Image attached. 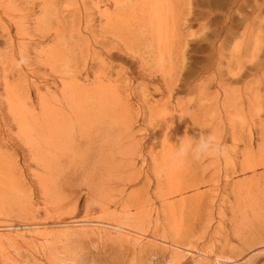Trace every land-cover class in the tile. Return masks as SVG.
Returning a JSON list of instances; mask_svg holds the SVG:
<instances>
[{"label":"rangeland","instance_id":"1","mask_svg":"<svg viewBox=\"0 0 264 264\" xmlns=\"http://www.w3.org/2000/svg\"><path fill=\"white\" fill-rule=\"evenodd\" d=\"M6 2L10 3L11 8L0 6V174L3 172L9 175L7 178L12 183H8L10 188L8 187L7 196L14 203L11 207L5 204V207L1 208L4 213L9 214L5 218L0 217V234L3 232L13 233L15 230L25 231L24 228L31 227L35 228L34 230L45 228L41 224L26 227L24 219L21 218L25 207L34 210L37 215L56 212L45 204L42 197L44 194L40 191L36 179L38 175L36 173L39 170V166H36L38 165L37 158L33 157L34 155L30 151L33 150L32 146L20 139L24 137H20L21 131L18 130L17 119L14 120L15 118L8 110L4 88L6 82H9L7 83L9 85L21 82L20 96L29 97L36 111L40 112L38 93L46 92L47 83L51 85L53 93L60 88L57 87L59 81L56 84L54 82V79L57 80V76L54 78L50 74V72L56 73L57 70L51 71V66L48 64L50 59L47 57L48 50L53 47L52 45H57V42L53 40L55 33L61 34L59 36L62 39L58 40L61 44H59L60 49L64 54H70L71 61L74 62L75 59L82 70L91 61V54L95 50L101 51L100 47L94 44V36H98V39L105 38V31L110 27L106 28L103 25L106 21L102 20L98 13L100 9L109 6L107 0H45V2L44 0H6ZM48 7L50 8L48 9ZM4 10L9 12L6 13ZM170 18L174 20L170 19V21L172 20L170 25L174 27L169 29V34H166V36L168 35L166 40L168 43L170 42L169 46L163 48L174 51L171 61L167 60L165 63V69H170V66L174 69V65H176L177 72H180L179 81H176L173 90L169 91L165 86L164 78L159 72L161 66L156 65V69L153 64L142 66L138 58L141 53L146 56L143 54L144 51L136 50L135 56L129 54L130 57L121 52V55L119 54L115 59L107 60V62H112L113 66L119 65L126 72V75L123 76L117 73V70H113L115 73L112 72L109 75L112 82L115 80L113 84L118 85L119 88L122 84L120 81L123 82L124 89L129 93L130 98H133L135 91V95L140 99L132 100L139 108L137 113L139 124L136 122L133 125V131L136 135L134 141L144 143L145 154L143 156L135 155L132 158L127 156L126 160H135L137 163L135 168L138 172H146L150 163L149 157L146 155L153 146V141L152 138H149L150 136L145 137L146 130L143 129L144 124L141 123L143 98L149 96L148 98L154 101L155 99L163 101L168 98L173 109L177 108L178 103L183 104L186 106L184 112L187 117L184 114L186 119L181 118L183 115L178 119L185 121L184 124L182 123L183 125L180 127V123H177L178 119L175 122L176 120L173 118L174 125L178 124L175 129L177 131L181 129V136L185 134L189 137L187 139L189 141L193 138L198 139V134L201 131L208 134L213 133L216 129L217 135L228 150L227 159L218 158L217 168L219 170H216L217 173L214 172L215 165L211 164L210 158L212 157L197 161V163H202L203 173L201 174L204 183L198 189L188 188L184 195L192 199L198 193H205L208 196V194L212 195L217 191L219 200L215 203L207 201L206 209H199L193 203H188L180 208V203H177V213L180 215L181 212L180 216H182L178 221L180 222L178 224L181 225L179 228L188 232L185 245L180 241L181 243L177 246H173L169 242L166 243L168 240H160L158 236L151 238L153 235L150 237V234L153 233L146 232L143 235L146 244L143 243L142 248L122 249V244L128 245L127 240L121 241V237L114 234L115 238L103 241L104 245L102 241H88L80 247L73 245L75 247L70 248L69 255L74 252L70 257L77 258L78 256L77 259H80L79 261L82 259L83 264H264V219L261 222L255 218L253 205L249 200L246 199L241 204H238L237 201V197L241 193L250 191L247 186L250 185L249 181L251 180L248 179L254 174L252 171L243 170L242 162H254L258 157H264V0H175L173 14ZM131 19L133 17L129 14L127 20ZM87 24L88 28L85 27ZM78 27L81 28L80 31ZM139 30L131 29L132 34L139 36L138 38L141 40L143 38L140 36L144 35L141 33L142 30ZM112 35L111 33L108 35L110 38H114L110 45H121L118 39ZM170 36L173 38L172 40ZM155 45V41L151 38L150 41L145 42V46L141 44V49L138 48V50L148 51L155 48ZM148 53L152 55V53ZM103 56L106 57L105 54ZM87 57L88 61H86ZM22 58L26 62L19 64ZM151 68L155 69V72L149 74ZM93 69L94 71H90L88 76L84 75L86 79L90 77L88 79L90 84L94 81V72L97 66ZM143 70L149 76H145ZM239 72L242 76L240 75L238 79L234 78L233 74ZM153 76L155 78L152 81ZM219 80L220 83H218ZM117 81H119L118 84ZM225 88L228 89L227 93H225ZM249 89L251 90L249 91ZM250 93L252 96H248V94L251 95ZM249 97L251 100H248ZM218 100L220 101L218 102ZM195 118L196 122H194ZM261 124H263L262 127ZM99 126L105 125L99 124ZM164 128L165 126L162 125L161 130H166ZM95 129L98 128L95 126ZM150 131L149 128L148 133ZM145 139L149 141L146 142ZM83 155L92 157L89 159L90 161L88 160L89 164L99 157L94 145L90 146V149L85 153L79 154V156ZM190 159L192 158H187L188 162ZM6 166H9V169H6ZM63 168H61L63 170L61 180L64 188L80 190L87 171L76 169L77 171L73 173ZM182 170L177 175H187V168L183 167ZM82 173L83 175H81ZM260 173H264V167L257 168L256 174ZM197 174L200 173L197 172ZM14 180H16L15 185ZM0 186V190L3 192L5 188L3 185ZM155 186L154 180H149L147 183L142 180L127 185L124 187V192L132 195L142 192L147 187H151L150 190L153 192ZM85 191L80 192L82 200L78 214L66 215L74 206V202L68 204L62 212L63 215L61 214L62 227L60 225L58 227H74L83 218L88 195ZM14 196L19 200H16ZM29 196L31 197L29 198ZM19 197L23 200L22 202ZM179 198L177 196L174 199L178 200ZM237 205H240L241 208L233 214V206ZM0 207L2 206L0 205ZM150 209L155 217L159 211L161 213L160 220L164 219L163 208L159 200L156 199L155 204L149 208L148 212L151 211ZM3 211L0 210V212ZM261 213L264 215L263 212ZM254 234L258 235L255 237ZM247 237H253L252 241L254 242L251 246L245 244ZM241 242H243L242 245ZM232 243L235 244L233 250L231 249ZM9 246H7L5 254L13 252V247ZM81 248L84 250L81 251ZM67 252L65 251L64 254ZM41 253L43 255H40L39 261L49 258L53 251L42 250ZM172 254H177V256L172 257L175 256ZM2 255L4 253L0 254V257ZM19 258L22 260V264H39L33 262L34 260H31L30 263L26 262L28 257L25 255Z\"/></svg>","mask_w":264,"mask_h":264},{"label":"bare ground","instance_id":"2","mask_svg":"<svg viewBox=\"0 0 264 264\" xmlns=\"http://www.w3.org/2000/svg\"><path fill=\"white\" fill-rule=\"evenodd\" d=\"M107 2L109 6L106 5L107 7L100 9L98 13L100 18L106 21L103 25L106 28L108 26L111 28L108 27L110 29H106L105 38L98 39V36H94V44L99 46L102 52L95 50L91 54V61L86 65V68L83 67L81 70L80 65L75 59L74 62L71 61L72 56L70 54H64L59 47L61 45L60 41H58L62 39L59 36L61 34L55 33L53 40L57 42V45L53 44L52 48H48L47 57L50 59L48 64L51 66V71L57 70L56 73L50 72V74L54 78L57 76V80L54 79V82L56 84L59 81L57 87L60 88L53 93L50 88L51 85L47 83L45 86L46 92L43 94L38 93L40 112L36 111L29 97L20 96V91H22L21 82L14 84L10 82L12 85L6 82L4 86L8 110L13 115L12 117L15 118L14 120L17 119L18 130L21 131L20 137H24L19 138L23 139L24 143L26 142V144L32 146L33 150H30L34 155L32 156H36L37 158L38 162L36 163L38 165L36 166H39V170L36 173L38 174L36 179L40 191L44 194L42 197L45 200L46 206L56 212L37 215L34 210L25 207L26 209H23V216L21 218L24 219L23 222L26 224V227L41 224L45 228L34 230L35 228L31 227L24 228L25 231L15 230L13 233H1L0 254L4 253V255L0 257V264H22V260L19 257L23 255L28 257L26 261L28 263L34 260L33 262L39 264H83L82 259L81 261L77 259L78 256L77 258L70 257L74 253L69 255L71 253L70 248L75 247L73 245L80 247V245L84 246L88 241H109V239L115 238L114 234L120 236L121 241L127 240L126 243L128 245L122 244V249L132 248L135 250L137 247H141L143 243L146 244L143 238L146 232L153 233L150 234V237L153 235L151 238L158 236L160 240L166 239L168 240L166 243L169 242L173 246H177L181 242L185 245V238L188 236V232L187 230H182L181 227L179 228L181 225L178 224L180 223L178 221L182 216H180L181 212L180 215L177 213V203H180V208L188 203H193L199 209H206L208 205L207 201L215 203L219 200V193L217 191L214 192L215 194H208V196L205 193H198L192 199L185 196L184 192L188 188L198 189L204 183L201 174L203 173L202 163H197V161L192 159L188 162L186 159L182 165L176 166L170 159V154L174 151L175 145H179L182 138L184 141L189 138L185 134V136H181V129L178 131L175 129V126L178 124L174 125V120L181 117V115H183L181 118H185L184 109L186 106L183 104L178 103L177 108L173 109L170 106L168 98L163 101H156V99L154 101L153 99H149V96L143 98V104L141 105L143 118L141 123L144 124L143 129L146 130L145 137L150 136L149 138H152L153 141V146L146 155L149 157L150 163L146 172H138L135 168L137 165L136 161L133 159L126 160L127 156L132 158L135 155L143 156L145 154L144 143L134 141L136 135L133 131V125L139 121L137 120L139 108L137 105L135 106L132 100L138 101L140 99L135 95V91L133 92V98H130L129 93L124 89L125 85L119 79L120 83H122L119 88L118 85L113 84L115 80L112 82L109 77L113 70H117V73L123 76L126 75V72L119 65L113 66L114 64L107 62V60L115 59L116 56L121 55V52L130 57L129 54L135 56L136 50L138 52L144 51L143 54L146 56H143L141 53L138 60L142 66H147L148 64H153L154 67L156 65L161 66L159 72H161L160 74L164 78L162 79L165 81V86L170 91L179 81L178 76L180 72H177L178 68H176V65H174V69L172 66L169 67L170 69H165V63L167 60L171 61L174 51L163 47H168L170 43L166 40L168 38L166 34H169V29L174 27L170 25V22L173 20L170 17L173 14L175 0H107ZM9 4L6 0H0V6L3 8H11ZM5 12L8 13L9 11ZM129 14L133 19L127 20ZM170 19L172 20L170 21ZM85 27L88 28V24ZM80 29L78 27L79 31ZM131 29H141V33L144 36L140 37L143 39L140 40L139 36L137 37L135 34H132ZM110 33L118 39L121 45H110L114 41V38L108 36ZM151 38L155 41L156 47L148 51H145V49L139 51L138 48L141 49V44L145 46V42L150 41ZM148 52L152 53V55ZM104 54L106 57L103 56ZM86 59L88 61L89 58L87 57ZM96 66L94 81L90 84L88 80L90 77L86 79L84 75L88 76L91 73L90 71H94L93 68ZM155 69L151 68L149 74L150 72L154 73ZM239 73L233 74V77L238 79L241 75V72ZM144 74L145 76H149L147 72ZM154 78L155 76L152 77V81ZM119 81H117V84ZM218 83H220V80ZM224 90L225 93L228 92L227 88ZM248 96H252V94H248ZM185 116L187 117L186 114ZM178 121L176 120L175 122L180 123V127L185 122L180 121V119ZM194 122H196V118ZM99 124H104L105 126H99ZM170 124H173L174 127L169 130L168 125L170 126ZM162 125L165 126L164 129L166 130H161ZM95 126L98 129H95ZM262 126L263 124H261ZM148 127L151 129L150 133H148ZM175 130L176 132H174ZM166 131L168 136L165 135ZM216 131L214 129L213 133L217 135ZM217 137L220 139L218 135ZM145 140L146 142L149 141ZM92 145H94L96 154L99 157L97 156L98 158L95 161L92 160L94 162L89 164L88 160L92 157L86 155L79 156V154L85 153ZM103 152L105 153L104 155L102 154ZM210 160L211 164L215 165L214 172L217 173L218 171L216 170H219L217 168V165H219L218 158L212 157ZM7 161L9 162V160ZM63 167L66 171L70 170L73 173L78 169L87 171V175L83 177V183L81 182L82 188L80 190H76L75 188H67L66 190L64 188L61 180L63 177V170L61 168ZM183 167L187 168L188 172L187 175H184L185 177L177 175ZM261 167H264V157H258L254 162H242L241 168L248 172L252 171L254 174L248 179L251 180L249 181L250 185L247 186L250 191H245V193H241L237 197L238 204L246 201V199L252 203L255 212L254 216L259 221L264 219V215L261 213H264V173L256 174L257 168ZM6 169H9V166H6ZM197 172L200 174H197ZM1 173L0 185H3V188H5L3 192L0 190V205L2 206L0 210L3 211L1 208L5 207V204L11 207L14 202L12 203V200L7 196L8 183H12L7 178L9 175ZM4 179L7 181H3ZM142 180H145V183L149 182V180H154L156 184L155 190L151 192V187H147L142 192L132 195L131 193L126 194L124 192V187L127 185L133 182H141ZM15 182L16 180L13 182L14 185ZM84 190H86L85 192L88 195L83 218L74 227L60 228L63 222L61 214L68 204L74 202V206L66 215L78 214L82 200L80 192ZM177 196L180 198L178 200L174 199ZM21 197L24 198L23 196ZM40 198L38 199L40 200ZM156 199L159 200L163 208V220H160L161 213L159 211H157L156 217L153 215L154 213L151 209L148 212L149 208L155 204ZM23 200L20 198L21 202ZM148 206L149 208H147ZM239 208H241L240 205L233 206V214ZM33 211L34 214L32 215ZM0 213L1 218H5L9 214L4 213V211ZM63 218L65 219V217ZM251 222L253 223V221ZM252 239L253 237H247L245 244L251 246L254 242ZM226 243L229 242L226 241ZM8 245L13 247V252L9 254L6 252L5 254ZM233 247H235L234 243L231 244V249ZM83 248H81V251L84 250ZM42 250H51L53 254L49 258H43L39 261L40 255L44 253H41ZM65 251L68 252L64 254ZM176 256L177 254L172 257ZM30 257L32 258L30 259Z\"/></svg>","mask_w":264,"mask_h":264},{"label":"clouds","instance_id":"3","mask_svg":"<svg viewBox=\"0 0 264 264\" xmlns=\"http://www.w3.org/2000/svg\"><path fill=\"white\" fill-rule=\"evenodd\" d=\"M25 62L26 61L22 58L19 64ZM172 127H174L173 124H170V126L168 125L169 130ZM165 135L168 136L167 131L165 132ZM189 157L195 161H201L209 157L227 159L228 150L216 134H205L201 131L198 134V139L193 138L186 142L182 138L179 145H175L174 151L170 154V159L176 166L182 165Z\"/></svg>","mask_w":264,"mask_h":264}]
</instances>
